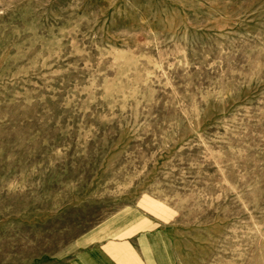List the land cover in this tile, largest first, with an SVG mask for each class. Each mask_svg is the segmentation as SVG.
Listing matches in <instances>:
<instances>
[{
    "label": "rangeland",
    "instance_id": "1",
    "mask_svg": "<svg viewBox=\"0 0 264 264\" xmlns=\"http://www.w3.org/2000/svg\"><path fill=\"white\" fill-rule=\"evenodd\" d=\"M136 208L176 264H264V0H0V264Z\"/></svg>",
    "mask_w": 264,
    "mask_h": 264
},
{
    "label": "crops",
    "instance_id": "2",
    "mask_svg": "<svg viewBox=\"0 0 264 264\" xmlns=\"http://www.w3.org/2000/svg\"><path fill=\"white\" fill-rule=\"evenodd\" d=\"M138 209L84 235L69 264H176L165 228Z\"/></svg>",
    "mask_w": 264,
    "mask_h": 264
}]
</instances>
